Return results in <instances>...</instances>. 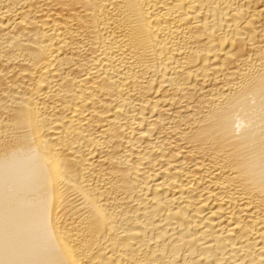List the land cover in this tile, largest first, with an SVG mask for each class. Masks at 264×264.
<instances>
[{"label": "bare ground", "instance_id": "6f19581e", "mask_svg": "<svg viewBox=\"0 0 264 264\" xmlns=\"http://www.w3.org/2000/svg\"><path fill=\"white\" fill-rule=\"evenodd\" d=\"M0 264H264V0H0Z\"/></svg>", "mask_w": 264, "mask_h": 264}]
</instances>
